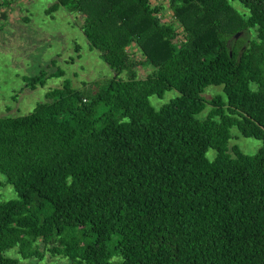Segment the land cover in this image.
Masks as SVG:
<instances>
[{
	"label": "trees",
	"instance_id": "1",
	"mask_svg": "<svg viewBox=\"0 0 264 264\" xmlns=\"http://www.w3.org/2000/svg\"><path fill=\"white\" fill-rule=\"evenodd\" d=\"M61 7L114 76L0 117V173L19 197L0 201V264H18L12 249L42 258L38 244L72 264H264V0H169L172 21L151 0H55L47 14ZM234 127L262 142L255 155L229 152Z\"/></svg>",
	"mask_w": 264,
	"mask_h": 264
},
{
	"label": "rangeland",
	"instance_id": "2",
	"mask_svg": "<svg viewBox=\"0 0 264 264\" xmlns=\"http://www.w3.org/2000/svg\"><path fill=\"white\" fill-rule=\"evenodd\" d=\"M5 1L0 0V117L32 113L39 103L45 101L49 91L62 88L66 81L71 82L74 88L88 93L94 83L105 82L114 76L101 54L90 47L83 35L80 15L69 13L62 7L47 14L55 0H9V6H4ZM151 5L162 6V17L165 21H172L169 0H151ZM233 6L242 14L247 13L238 2L233 3ZM253 37L254 33H243L239 38L246 41ZM76 46L80 49L79 53ZM132 51L137 52L135 47ZM58 70L63 73L62 77H52L44 87L39 86L33 91L26 88L27 78L38 76L41 71L52 75ZM151 72L148 67L140 69L139 77L145 78ZM253 88L256 89L255 86ZM221 93V87L211 86L206 89L203 97L210 100ZM178 96L172 90L163 98L151 97L150 103L159 110ZM209 109L207 107L201 114L202 119ZM231 136L230 153L232 147L237 146L243 154L253 156L262 147L261 141L243 137L236 127L232 128ZM216 155V151L209 149L206 156L213 161ZM17 200L19 197L15 188L0 173V201ZM33 250L40 253L42 258L23 259L15 249L7 251L5 255L16 259L18 264H72L67 258L52 257L42 244L33 246Z\"/></svg>",
	"mask_w": 264,
	"mask_h": 264
}]
</instances>
